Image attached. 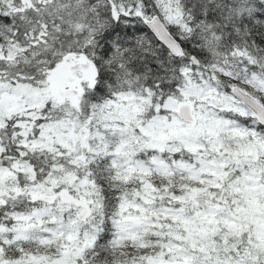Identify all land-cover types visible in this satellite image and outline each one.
Instances as JSON below:
<instances>
[{
	"label": "snow or ice",
	"instance_id": "6c2138e0",
	"mask_svg": "<svg viewBox=\"0 0 264 264\" xmlns=\"http://www.w3.org/2000/svg\"><path fill=\"white\" fill-rule=\"evenodd\" d=\"M0 264H264V0H0Z\"/></svg>",
	"mask_w": 264,
	"mask_h": 264
}]
</instances>
